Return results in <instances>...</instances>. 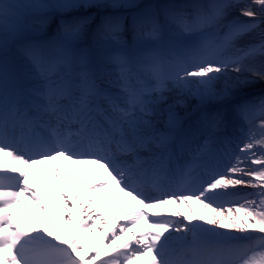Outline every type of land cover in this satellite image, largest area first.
I'll return each mask as SVG.
<instances>
[{"label":"snow or ice","instance_id":"snow-or-ice-1","mask_svg":"<svg viewBox=\"0 0 264 264\" xmlns=\"http://www.w3.org/2000/svg\"><path fill=\"white\" fill-rule=\"evenodd\" d=\"M237 7L238 0H0V264H264V97H244L264 80V62L254 63L264 60V0L243 8L247 21L230 19ZM257 30L258 43L237 47ZM229 70L238 75L218 87ZM183 97L198 101L195 117L177 111ZM257 113L259 135L251 127ZM238 120L250 125L246 140L218 172L211 145L228 143ZM194 133L204 143L190 152ZM57 159L98 170L82 196L61 191L59 207L29 183L45 162L64 183ZM237 186L256 191L227 208L214 204L211 193L231 195ZM106 192L135 207L86 245L85 233L105 227L103 210L90 209ZM17 209L29 214L21 213L23 225Z\"/></svg>","mask_w":264,"mask_h":264},{"label":"bare ground","instance_id":"bare-ground-1","mask_svg":"<svg viewBox=\"0 0 264 264\" xmlns=\"http://www.w3.org/2000/svg\"><path fill=\"white\" fill-rule=\"evenodd\" d=\"M251 3V0L248 1V4ZM230 19H237L240 21H247L248 18L243 17L241 14H234L230 16ZM262 29H264V26H261ZM260 39V30H257L254 33L247 34L243 36L240 40H238L237 47H245L247 45L258 43ZM264 62L262 58L257 55L255 58L254 63L256 66H259L260 63ZM238 74L232 71H228L226 77L218 82V87L222 88L224 87V84L226 82H230L233 78H235ZM168 96L167 103H174V101L177 99V94L174 92H169L166 94ZM245 99H257L260 97H264V80H260L259 78H256L252 84L248 86V88L245 89L244 93ZM184 104H187V108L184 107V109L190 110L191 113L196 114L198 101L194 97H183ZM185 106V105H184ZM182 106H180L178 112L180 113ZM184 111V110H183ZM181 116H184L181 115ZM195 117V116H193ZM261 122V117L257 113L256 116L253 118L251 127L254 128L257 132V135H259V124ZM250 125L243 122V121H237L234 127L230 128L228 131V143H224V138L221 137L218 141H215L212 143V153H213V159L216 166V171L218 172H224V170H227V168L230 166V163L234 162V156L233 153L239 155L238 151V145H242V142L246 140L247 132ZM204 143V140L201 138L199 133H194L192 138V143L190 145L191 147L197 148L198 145H202ZM221 147V148H220ZM192 150V149H190ZM225 150L227 153L224 154ZM194 152V151H191ZM190 156V155H188ZM186 158V155L184 159ZM191 156L187 158V160H190ZM181 163L182 160H181ZM227 163V164H226ZM227 165V166H223ZM51 167H48L47 169L43 170V172L38 171L36 172L37 178L36 180L31 179V176L29 178L30 186L34 191L39 192L42 195L47 196L57 207H59L60 199H59V193L61 191L69 192V193H75L76 195L82 196L83 190L86 186L92 183L93 176L87 175L83 170H66L64 168H60V176L63 178L64 183H61L60 180H53L52 174H51ZM197 185L196 187H198ZM231 195H218L215 196V193L212 195V200L215 205H221L224 208H227L229 204L235 205L236 203H242L243 202V194L247 193H254V189L246 187V186H237L235 188H229L227 190ZM28 207L31 208L32 212L36 214V216L43 217V213L39 208L36 207V205L31 201H27ZM87 207V206H86ZM134 206L128 205V202L125 201L119 193L115 194L114 196L110 195L109 193H103L97 199L91 204V212H96L98 209L103 210V220L105 221V227L101 228L99 224H97L96 230L94 232L85 233L84 234V243L86 245H91L94 242L98 241L100 238V233L107 230V227L110 226L113 222L117 224H121L124 222V216H126L129 212L132 211ZM196 214L203 215L206 218H211L214 214L209 210L203 208L201 205L195 204V208L192 209ZM186 213V210L183 211ZM21 213L25 217H29V214L25 210L17 209L14 213V219L23 225V220L21 219ZM195 223V221H194ZM203 225V221H199ZM207 227V225H203ZM144 222L141 221L140 224L133 229L134 232L139 234L140 230L144 228ZM217 231L223 232L225 235H234L235 233L230 232L229 230H219ZM131 234H126L124 240L130 239ZM104 243H109L108 240H104ZM118 243L122 244L124 241H119ZM106 251H111V249H106ZM106 258V257H103ZM96 264H99L97 261ZM136 264H142V261H137Z\"/></svg>","mask_w":264,"mask_h":264},{"label":"rangeland","instance_id":"rangeland-1","mask_svg":"<svg viewBox=\"0 0 264 264\" xmlns=\"http://www.w3.org/2000/svg\"><path fill=\"white\" fill-rule=\"evenodd\" d=\"M248 1L249 0H238V4H239V7L235 8L231 15H234V14H241L242 11H243V8L248 5ZM141 3H148V2H151V0H140ZM92 12H95V10H91ZM252 98V97H251ZM250 98V99H251ZM185 105V106H184ZM181 108V111H180V115H185V113H188L191 117L195 116V114L191 113L190 110H185L187 108V104H184ZM184 107H186L184 109ZM180 106H177V111L179 110ZM184 110V111H183Z\"/></svg>","mask_w":264,"mask_h":264}]
</instances>
